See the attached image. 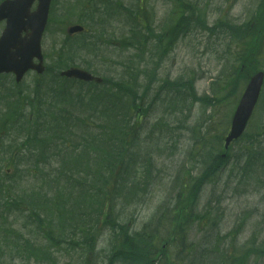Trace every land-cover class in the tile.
<instances>
[{
    "label": "rangeland",
    "instance_id": "rangeland-1",
    "mask_svg": "<svg viewBox=\"0 0 264 264\" xmlns=\"http://www.w3.org/2000/svg\"><path fill=\"white\" fill-rule=\"evenodd\" d=\"M75 1L54 0L53 14L48 21L42 44L46 66L50 68H55L57 64L62 43L66 38H71L66 33L68 27L85 16L83 11L86 4L82 3L80 7L75 8ZM119 1L113 0V2ZM195 1L204 26H210L214 32L212 34L203 33L201 30L189 32L190 29L183 27L179 32L180 41L161 63L156 75L171 82L189 81L188 84L191 85L194 94L204 99L200 102H192L187 87L176 89L175 92L174 89L167 88L162 94H168V98L163 99L162 96V100L158 104H153L149 112L144 114L140 112L141 123L133 128L132 135L141 141L148 139V143H151L144 145L145 149L141 151L152 152L153 165L158 169L159 175L152 186L151 196L142 207L141 217L135 223V230H140L142 225L157 217L155 224L161 226L164 224L162 219L165 215L171 217V221L166 222L169 226L174 225L171 232L175 231L177 234L174 238L176 243L172 246L162 244L157 260L153 259L152 264H220L217 256L221 264H264V95L262 108L257 111L244 138L225 152L222 138L229 129L233 109L246 82L244 84L241 81L238 90L224 88L220 91L229 81L231 69L234 68L233 65L241 50L240 42L237 38H233L234 34L230 35L229 39H219L225 34L228 37L229 31L225 24L231 23L238 28L241 24L251 22L254 14H257L252 24L254 28L252 36H256L255 44L261 41L262 35L264 41V24L260 28V22L264 20V0H212L208 5H203L205 0H186L187 3L184 4L195 5ZM124 2L128 7L131 0ZM147 5L157 6V18L163 21L167 28H171L172 21L184 14L187 21L193 18L192 24L196 17V14L192 15L187 10L184 11L185 13L174 11L176 6L167 7L151 1ZM89 12L90 10L87 14ZM61 20L67 25L66 27L61 24ZM219 25L224 26L223 29L218 30ZM112 28L115 29V41L112 43L118 46L117 43L122 39L118 35L126 33V28L119 22L112 24ZM149 48L148 55L152 59H148L152 61L150 67H153L154 61L158 59L151 54L155 50ZM65 49L67 50L66 47ZM132 52L133 50L130 54ZM97 54L102 61L111 62L121 56L117 47L105 49L103 53L100 51ZM127 55L125 53V57ZM82 61L85 66L93 65L92 68L97 69L100 74L118 79V75L114 74L117 70L116 65L110 66L111 71L113 70L110 72L108 67L96 65L92 57L84 56ZM241 65L244 67L241 71L244 75L252 68L264 69V50L257 58L251 57L249 63L246 59L242 60ZM144 69L145 66L141 68L142 71ZM34 79V74L31 73L23 81L22 88L28 95L33 93ZM145 82L143 76H140L138 83L143 86ZM154 87L155 89L153 88L149 94L150 99L154 92L159 91L157 84ZM139 94H142V91ZM176 95L180 96L179 100L186 97L189 99L187 103L191 104L190 110L185 113L188 115L183 125L185 129L182 127L183 120L179 119L181 115H177V123V116L171 114L167 108L168 101L172 105L178 103V99L174 100ZM104 96L108 99L110 93L107 92ZM129 96L135 102L137 95ZM137 104L146 105V102L140 99ZM157 118H161L160 124L155 123ZM136 120L137 116H134L133 122ZM163 123L170 128L175 125L179 128L174 130V140L178 143V147L172 151V154L165 147V140L159 138L158 134L153 139L148 138L149 131ZM156 131L165 136L166 129ZM211 156L214 160L209 163V167L214 164V168H217L216 173L205 171L204 162L206 160L208 162ZM191 170H193L192 175ZM188 173L191 177L196 176L189 182L192 183V189L181 203H175L170 208L171 212L166 214L168 199L177 192L180 181L189 177ZM190 205L194 206L193 217L196 219L194 224L192 218L187 222L184 220ZM178 215L180 218H177ZM191 215L190 213L187 218ZM176 218L177 222H175ZM181 226H183L182 234L179 235L178 230ZM169 229L162 228L161 236L169 237L171 235ZM104 239L98 245L97 251L88 259V264H108L109 246L106 242L108 237ZM60 250H63V247L54 254L56 264L75 263V261L71 262L67 253H60ZM212 257L216 261H213ZM160 258L162 260L158 262ZM9 260L8 255L0 261V264H9Z\"/></svg>",
    "mask_w": 264,
    "mask_h": 264
},
{
    "label": "trees",
    "instance_id": "trees-1",
    "mask_svg": "<svg viewBox=\"0 0 264 264\" xmlns=\"http://www.w3.org/2000/svg\"><path fill=\"white\" fill-rule=\"evenodd\" d=\"M82 41H86L88 47H78L80 52L81 49L88 53L94 51L90 45L93 42L85 38ZM120 46L128 48L127 39L123 38ZM59 59L62 62L57 69L78 64L71 57ZM116 65L122 67V75L134 74L130 71L134 62L126 59L117 61ZM75 84L52 76L36 79L33 93L28 95L20 88L15 96L17 104H11L8 112L0 116V218L6 222L15 212L27 215L32 223L47 231V236L41 235L46 241L54 245L55 238L60 240L61 234L67 233L70 246L77 252L80 232H84L85 238L86 233L95 234L100 219L104 225L116 226L114 232H122L117 226L120 217L130 203L144 197L146 188H139L144 178L134 165L130 154L132 144L128 142V121L136 110L128 102L132 89L137 91L133 83L125 82L124 78L112 81L117 92L124 94H115L112 102L107 103L95 92L88 98V104L81 100L85 90L82 86L75 90ZM78 104L90 106L91 115H96V120L103 123L100 136L83 131L81 138L84 144H94L97 172H92L86 161L87 150L86 154L85 151L77 154L85 150H79L82 144L75 142V122L79 118L75 111L69 118L66 107ZM81 168L84 171H78ZM29 238L33 240L34 235L30 234ZM139 240L142 250L151 247L145 237L135 241L123 238L118 246L129 248L128 253H131V247ZM84 247H88L87 243ZM27 260L28 255H22L20 264H27Z\"/></svg>",
    "mask_w": 264,
    "mask_h": 264
},
{
    "label": "water",
    "instance_id": "water-1",
    "mask_svg": "<svg viewBox=\"0 0 264 264\" xmlns=\"http://www.w3.org/2000/svg\"><path fill=\"white\" fill-rule=\"evenodd\" d=\"M36 1V10L31 12V7ZM50 1L7 0L0 5V22L6 20L0 37V74L12 72L16 82H20L28 70H35L38 74L43 72L40 41L47 24ZM78 31H81L80 27H73L69 33ZM34 59L38 64L33 63ZM62 76L92 80L86 73L76 69L64 72ZM262 80V73L250 80L235 113L230 138L237 137L242 131L258 97Z\"/></svg>",
    "mask_w": 264,
    "mask_h": 264
}]
</instances>
